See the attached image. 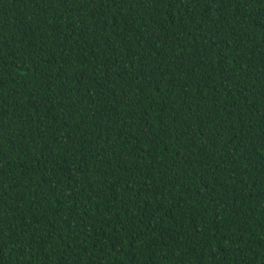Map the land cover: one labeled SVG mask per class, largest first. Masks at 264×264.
Wrapping results in <instances>:
<instances>
[{
  "label": "trees",
  "instance_id": "obj_1",
  "mask_svg": "<svg viewBox=\"0 0 264 264\" xmlns=\"http://www.w3.org/2000/svg\"><path fill=\"white\" fill-rule=\"evenodd\" d=\"M0 264H264V0H0Z\"/></svg>",
  "mask_w": 264,
  "mask_h": 264
}]
</instances>
